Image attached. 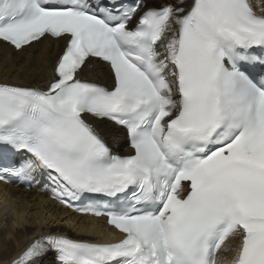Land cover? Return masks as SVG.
I'll use <instances>...</instances> for the list:
<instances>
[{
    "label": "snow or ice",
    "instance_id": "1",
    "mask_svg": "<svg viewBox=\"0 0 264 264\" xmlns=\"http://www.w3.org/2000/svg\"><path fill=\"white\" fill-rule=\"evenodd\" d=\"M46 42L0 81V183L116 238L50 229L0 264H264V0H0V50Z\"/></svg>",
    "mask_w": 264,
    "mask_h": 264
},
{
    "label": "bare ground",
    "instance_id": "2",
    "mask_svg": "<svg viewBox=\"0 0 264 264\" xmlns=\"http://www.w3.org/2000/svg\"><path fill=\"white\" fill-rule=\"evenodd\" d=\"M253 2L260 4L261 1ZM47 47L46 42L30 50L32 56L23 57L0 50V81L7 79L23 84L28 78H38L46 70ZM88 79H95V76L89 74ZM50 229L84 239H98L108 231L101 219L73 215L37 189L26 191L0 183V250L19 251L32 238Z\"/></svg>",
    "mask_w": 264,
    "mask_h": 264
}]
</instances>
